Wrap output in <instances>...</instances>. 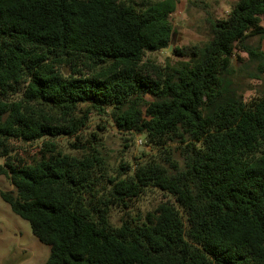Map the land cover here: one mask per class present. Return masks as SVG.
<instances>
[{"label":"clouds","instance_id":"clouds-1","mask_svg":"<svg viewBox=\"0 0 264 264\" xmlns=\"http://www.w3.org/2000/svg\"><path fill=\"white\" fill-rule=\"evenodd\" d=\"M220 254L264 264V0H0V264Z\"/></svg>","mask_w":264,"mask_h":264},{"label":"trees","instance_id":"trees-1","mask_svg":"<svg viewBox=\"0 0 264 264\" xmlns=\"http://www.w3.org/2000/svg\"><path fill=\"white\" fill-rule=\"evenodd\" d=\"M207 167L211 169L212 167H214V165L211 162H209ZM135 255L137 257H139L141 254L137 250ZM213 259L215 260V264H230V261L228 260V258L223 256V254H220L219 256L213 257Z\"/></svg>","mask_w":264,"mask_h":264}]
</instances>
